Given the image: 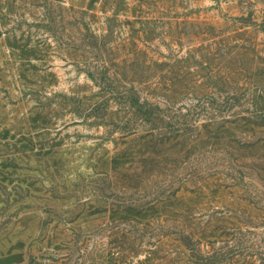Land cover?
<instances>
[{
  "label": "rangeland",
  "instance_id": "rangeland-1",
  "mask_svg": "<svg viewBox=\"0 0 264 264\" xmlns=\"http://www.w3.org/2000/svg\"><path fill=\"white\" fill-rule=\"evenodd\" d=\"M3 257L264 264V0H0Z\"/></svg>",
  "mask_w": 264,
  "mask_h": 264
},
{
  "label": "trees",
  "instance_id": "trees-1",
  "mask_svg": "<svg viewBox=\"0 0 264 264\" xmlns=\"http://www.w3.org/2000/svg\"><path fill=\"white\" fill-rule=\"evenodd\" d=\"M106 66L107 63L103 62L102 70L101 72H96V76L89 69L86 70L87 76L92 80H95V83L98 84L100 89L99 93L105 91V93L109 94V98L107 99H111L116 104L122 105L123 109L125 107L128 108V113H130V115L134 117L136 121L144 122L151 127H155L157 125V120L159 119L161 110L146 99H142L133 84H127L128 86L123 85L121 83L123 79H119L115 74H110ZM103 107L106 109L105 106H102L100 103L95 102L93 104H90L88 108H86V110H80L79 107L74 108L73 114L75 113V115H77L78 117H84V119H98L103 117V113L101 114L99 112L103 109ZM119 107L121 108V106ZM160 121H162V119H160ZM18 143L20 142L17 141L15 144ZM0 259L2 263L9 261L8 259H6V257Z\"/></svg>",
  "mask_w": 264,
  "mask_h": 264
}]
</instances>
